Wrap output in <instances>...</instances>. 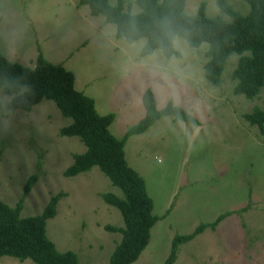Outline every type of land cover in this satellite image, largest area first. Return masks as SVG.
Segmentation results:
<instances>
[{"label":"rangeland","instance_id":"1","mask_svg":"<svg viewBox=\"0 0 264 264\" xmlns=\"http://www.w3.org/2000/svg\"><path fill=\"white\" fill-rule=\"evenodd\" d=\"M204 1L207 16L219 13L215 0ZM227 1L242 13L248 9L245 0ZM199 2L185 0L184 12L192 15ZM130 9L138 6L131 1ZM143 40L116 37L112 23L90 14L78 0H0V52L32 66L39 49L50 62L70 69L75 88L93 98L97 112L113 113L108 127L114 136L120 137L143 113L140 94L146 86L156 106L170 97L197 119L190 123L160 116L123 143L126 162L144 179L152 212L168 208L151 225L146 245L130 264H159L174 233L222 211L229 212L214 228L206 226L178 244L171 264H264V129L242 117L252 106H262L264 93L248 98L232 91L235 52L227 57L219 83L207 80L205 42H186L183 77L176 80L175 91H161L145 63L149 53L139 54ZM8 97L0 91V200L12 206L26 177L36 172L19 215L39 213L62 190L45 234L58 250H73L81 264H107L120 232L104 224L119 226L122 219L100 194L120 190L96 165L74 175L62 173L84 145L75 135L59 133L68 118L52 100L41 98L29 110H9ZM0 264L34 262L4 254Z\"/></svg>","mask_w":264,"mask_h":264},{"label":"trees","instance_id":"2","mask_svg":"<svg viewBox=\"0 0 264 264\" xmlns=\"http://www.w3.org/2000/svg\"><path fill=\"white\" fill-rule=\"evenodd\" d=\"M131 1L138 10L131 11ZM131 1L78 0V3L85 4L90 14H101L104 21L112 23L116 37L128 42L144 38L145 46L139 48L141 55L156 48L168 31L179 33L191 46L205 42L203 75L215 84L220 81L227 57L235 52L236 61L230 71L235 80L232 91L248 98L260 91L264 93V0H245L248 9L243 13L227 0H215L219 13L213 16L205 14L204 0H200L192 15L183 10L185 0ZM0 91L9 95L5 103L9 110H29L41 98H48L68 118V122L59 127V133L75 135L84 149L72 154L71 162L62 173L74 175L96 165L120 190L119 194L108 190L100 194L104 201L119 210L122 219L119 226L104 224L105 229L120 232L107 264H130L146 245L151 225L165 216L168 208L162 214L152 212V199L145 189L144 179L126 162L123 143L129 134L144 131L160 116L171 115L190 123H197V119L170 97L163 105L156 106L154 93L146 86L140 94L143 113L116 137L108 127L113 113H98L93 98L75 88L72 71L60 63L50 62L39 49L32 66L11 61L0 52ZM242 117L262 131L264 100L262 106H252ZM36 176V172H32L26 177L21 196L12 206L0 200V255L27 257L34 264H81L73 250H58L45 234L46 219L55 214V203L63 195L62 190L52 194L39 213L19 215L22 198ZM228 212L222 211L209 221L198 222L187 232L174 233L159 264H171L179 243L206 226L214 228Z\"/></svg>","mask_w":264,"mask_h":264},{"label":"clouds","instance_id":"3","mask_svg":"<svg viewBox=\"0 0 264 264\" xmlns=\"http://www.w3.org/2000/svg\"><path fill=\"white\" fill-rule=\"evenodd\" d=\"M144 46L143 41L139 42L138 47ZM188 55L186 41L179 33L171 31L165 32L157 47L149 52L145 63L161 91H175L176 80L183 77Z\"/></svg>","mask_w":264,"mask_h":264}]
</instances>
